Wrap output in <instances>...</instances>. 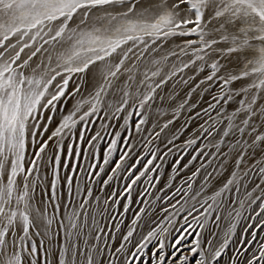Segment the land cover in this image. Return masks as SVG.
<instances>
[{"label":"snow or ice","instance_id":"snow-or-ice-1","mask_svg":"<svg viewBox=\"0 0 264 264\" xmlns=\"http://www.w3.org/2000/svg\"><path fill=\"white\" fill-rule=\"evenodd\" d=\"M170 81L173 92L188 86L186 98L162 125L150 123ZM194 93L210 97L195 112L207 120L180 149L187 121L174 125L183 110L197 107L189 104ZM261 128L264 0H0V264H104L106 254L107 264H220L253 205L255 228L264 229V160L232 171L218 189H208L213 173L194 188L201 163L183 181L187 189L151 202L162 201L166 215L146 234L138 232L145 207L126 232L123 219L115 224L117 236L108 237L96 217L116 220L109 208L116 212L121 197L127 203L119 215L127 214L141 183L137 202L148 204L139 198L162 182L174 149L181 154L169 165L167 188L198 158L235 151L239 169L250 152L264 156ZM161 134L163 151L148 147ZM201 136L208 143L182 163ZM254 171L260 183L249 190ZM114 181H126L122 191L112 188L103 209H93V199L100 204L94 188L106 192ZM182 212L183 224L174 227ZM250 236L239 240L231 264H264V242L255 230ZM109 238L119 241L114 250Z\"/></svg>","mask_w":264,"mask_h":264},{"label":"rangeland","instance_id":"rangeland-1","mask_svg":"<svg viewBox=\"0 0 264 264\" xmlns=\"http://www.w3.org/2000/svg\"><path fill=\"white\" fill-rule=\"evenodd\" d=\"M188 86L184 85H176L175 92L172 91V82L170 81L169 84L166 86L163 92L160 93L161 96L164 97L163 100H160L159 98L156 101V104L160 106V112L167 113L166 115L160 114V112H157L156 108L154 107L152 112L150 113V123L156 122L157 119H159L160 124L162 125L164 122H166L167 119L171 117V113L175 107H178L180 103L183 102V100L186 98V93L188 92ZM215 92V90H214ZM169 93H172L171 97L169 96ZM205 101L211 102L210 97L208 93H204L203 97H199L197 94H193L192 99L189 101V104L196 103L197 107L191 111H189L187 108L183 110L178 117V119L175 122V127L178 129L181 125L185 124V121H187V126L185 130L180 134V138L176 141V145L179 146L180 149L184 148V143L187 139L193 138L194 136L198 135V125L204 123L205 120H207L206 116H202L200 118H195V112L201 111L202 108L207 107V104ZM171 105L172 107H169ZM234 106V105H233ZM233 106H227L228 111L230 112L232 110ZM213 116H215V112L212 113ZM189 117H193V119H189ZM136 119L135 117L133 118ZM123 121L120 120L119 123H122ZM259 122L257 121V124ZM207 127V125H205ZM225 124H221L220 127H225ZM150 129V126H149ZM95 131V129H93ZM157 131L159 129H156ZM261 131H264V128L260 129ZM144 135L147 136V133H144ZM164 138V134H161V140H155L152 144L148 145V147L155 148L159 146L161 148V151H163V144L162 140ZM168 138H171L170 136ZM237 138H240L237 136ZM110 139V137H109ZM139 140V136L136 138ZM244 139H247V136L245 135ZM219 140V137L217 136L216 140L213 141V143L217 142ZM135 142V141H134ZM208 141L203 139L201 136L200 139L197 140V144L193 145L192 147L188 148L186 152H183L182 154L185 156L184 161L182 163H186L188 159H190V156L193 154H196V149L203 148L205 144H207ZM205 151H211L215 152L214 148H205ZM137 151L139 153H143L144 149L143 146H138ZM222 152L228 151V140H225V144L222 145ZM181 154L176 149H174V154L170 155L168 157V161L164 162V166L161 169V172L164 174V179L161 183L156 185V188H152L151 185H147L149 194L145 195L144 197H140L141 200H147L149 201L148 204H142L137 202V195L136 193L143 190L145 185L141 183L136 187V192L133 193V202L130 205V210L127 214H125L123 217H120L119 212L122 211V204L127 203L126 200L121 197V205L117 206V211L112 212L111 208H109V212L111 215L116 216V220H110L107 216L100 217L97 216L96 219L100 222V226L104 229L105 233H108V237L111 236H117L119 235L116 232L115 224L118 223L121 219H123V224L120 225L121 229L124 230V232L127 231V225L130 224L131 219L134 218V214L141 208L145 207L148 210L147 216H142L141 221L138 224V232L146 234L147 231L151 227H155V225L152 223V220L155 219L158 222L162 217H164L166 214L161 211V207L163 202L162 201H156L155 204L151 203L154 201L156 196H164L165 194L171 195V193L175 190L176 187H184L187 189V185L183 183V181H186L188 176L191 175L193 171H195L196 168L200 166L201 163L205 165L204 169H201V173L195 178L194 182V188H198L200 184L204 183V177L208 173H213L212 178L210 179V182L208 183V189L216 188L222 186V183L226 182L227 179L231 178V172L237 171L242 173L243 171L251 168L254 164H257V161L264 160V156H262L259 152L252 153L250 152L248 155L245 156L244 162L241 165V167L238 169L235 165V157L236 152L233 151L228 154V156L225 158L223 155L217 154L215 157L209 156L205 158H198L197 161L193 162V165H191L188 169H185L183 172H181L178 176H176V179L172 181V188H167V180L168 178L173 175L170 170V163L173 159L176 158L177 155ZM211 161V163H209ZM159 162V161H158ZM223 165V167H221ZM259 165L257 164V168ZM155 175V174H153ZM49 179L51 177L49 176ZM260 176L258 171H254L251 177L245 181V183L248 184L249 190H251L252 187L255 186L256 183H260ZM126 183V181H114L112 186L109 187L106 192H100L99 188H94V197L99 196L100 197V204L97 205L95 200L92 201V208L93 209H103V200L106 198L107 193L112 191V188L117 189L118 191H122L121 184ZM163 188L164 191H157V189ZM207 194H211L209 191ZM258 194V193H257ZM179 198V197H177ZM172 203H175V200L171 201ZM179 207V206H177ZM253 209L258 210L257 205H253L252 209H248L244 212V216L241 218L240 223L237 224L236 233L233 236L232 241L230 242L229 248L225 249L224 253L222 254V259L220 260V264H231L232 259L236 257L235 249L237 247H243V245L239 244L240 239H251L250 233L251 231L255 230L257 231V240L264 242V229H257L255 228V224L257 221L253 219L255 216V211ZM171 212L172 209H169ZM52 209H49V213L51 214ZM63 213V209H62ZM155 213V215H153ZM186 213L182 212L179 215L175 217L176 224L174 227H179L181 224H183V215ZM264 218V217H262ZM191 219V218H190ZM91 222V216L89 217V223ZM165 227H171L168 225L167 220L163 221ZM252 224L253 228L249 229L248 232H245L244 229L249 225ZM214 227V225L212 226ZM223 227V225H222ZM199 231V229H197ZM216 231H220V229H215ZM136 235V234H134ZM106 237V238H108ZM37 242L39 243V238H36ZM62 239V236H61ZM137 239H139V236H137ZM173 237L171 235L168 236L167 242L171 244ZM191 239V238H189ZM109 243L113 245V250L115 246H118L119 241L117 240H111L109 238ZM256 242H253L252 246H255ZM157 242L153 240L152 244L149 245V249L153 248V245H156ZM103 247V244H101ZM130 246V245H129ZM250 246V247H252ZM131 247V246H130ZM149 249L145 250V255L143 257L144 261H148V252ZM167 251V249H166ZM41 257H43V250H40ZM104 261V264H107V254L101 258Z\"/></svg>","mask_w":264,"mask_h":264}]
</instances>
